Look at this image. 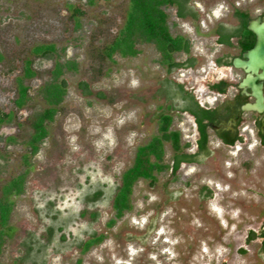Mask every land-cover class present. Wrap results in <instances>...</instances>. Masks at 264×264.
Returning a JSON list of instances; mask_svg holds the SVG:
<instances>
[{
  "label": "rangeland",
  "instance_id": "1",
  "mask_svg": "<svg viewBox=\"0 0 264 264\" xmlns=\"http://www.w3.org/2000/svg\"><path fill=\"white\" fill-rule=\"evenodd\" d=\"M128 3L0 0V111L12 113L0 123V196L9 179L28 170L24 191L11 197L8 224L14 230L5 237L0 264H78L79 259L80 264H261L256 242H243L264 208V150L252 130L251 138L232 147L210 132L202 162L182 164L175 174L167 168L153 185L140 178L132 208L113 225L108 222L121 174L133 163L137 146L158 133L159 112L172 115L170 128L194 148V123L178 110L181 100L170 81L200 95L209 76L223 73L214 59L237 51L217 44L219 24L235 25L236 9L255 16L264 10V0H190L196 16L183 18L175 6L164 7L170 32L191 41L190 53L177 52L175 59H197L193 67L171 73L152 43L138 44L134 57L104 54ZM49 43L55 52L34 53L35 46ZM27 59L35 74L23 78L29 99L17 107L18 78ZM65 60H74L77 69L62 74L67 92L32 154L26 143L30 123L48 106L39 89L55 62ZM172 155L170 142H164L163 161L171 163ZM203 186L212 190L211 197ZM99 234L104 239L81 253L83 242Z\"/></svg>",
  "mask_w": 264,
  "mask_h": 264
},
{
  "label": "trees",
  "instance_id": "2",
  "mask_svg": "<svg viewBox=\"0 0 264 264\" xmlns=\"http://www.w3.org/2000/svg\"><path fill=\"white\" fill-rule=\"evenodd\" d=\"M128 8L123 25L104 49V54L111 58L114 54L121 57H134L139 54L140 49L138 44L152 43L160 53L159 62L165 66L169 73L178 68L193 67L197 59L193 56L187 57L183 61L175 59L174 54L183 52L190 53L191 41L184 35H173L170 32L167 23V13L164 7L175 6L177 17L183 18L187 15L196 16L193 8L189 5L190 0H128ZM240 20L241 25L234 28L231 32H227L225 26L220 23L216 33L218 35L217 43H230L231 36H239L243 30V24L246 20V15L239 10L235 14ZM54 44H40L34 47L33 51L36 54H50L55 52ZM221 63L223 58H218ZM31 60L27 59L24 64V74L18 78V96L15 99V105L22 107L29 99V87L24 84L23 78H30L35 74L31 67ZM227 62V61H225ZM77 69V63L74 60H65L63 62L56 61L52 70L51 77L46 81L39 92L47 103V107L37 111L30 123L32 132L26 143L30 146V152L35 154L39 145L48 134L47 123L52 121L57 111V107L63 100L67 92L65 80L62 74L66 70ZM175 94L181 100L180 110H186L194 116L195 123L198 128L199 138L196 139L197 149L195 152L185 151L191 143H181L180 132L171 129L172 115L161 111L158 113V133L153 135L146 143L138 145L136 148L133 163L127 167L121 174L120 185L117 187L112 200V208L114 216L109 220L108 224L113 225L117 219L121 218L125 211L132 208V191L134 184L140 179L149 180L153 185L157 180V173L171 168L172 174H175L179 169L181 162L200 163L209 154L207 147L208 138L206 129L208 124L203 122L204 114L208 110L198 106L191 91L184 89L183 84L173 83ZM80 86L85 94H89L87 84L82 81ZM12 113H4L0 111V123L5 120H11ZM13 141V138H9ZM243 138L235 137L232 139L224 138L226 144H233L236 140L242 141ZM170 142L173 155L171 163H165L164 157V142ZM28 170H25L16 176H13L2 186L0 196V254L3 250L5 237L11 236L14 228L8 224L11 210L14 205L12 196H17L24 191V183ZM207 197L212 196V190L203 186ZM253 233L247 237L246 243L253 238ZM104 239L103 234L93 235L81 245V253L87 252L92 246L99 244ZM241 252L245 249L241 248ZM81 259L78 260L80 264Z\"/></svg>",
  "mask_w": 264,
  "mask_h": 264
},
{
  "label": "flooded vegetation",
  "instance_id": "3",
  "mask_svg": "<svg viewBox=\"0 0 264 264\" xmlns=\"http://www.w3.org/2000/svg\"><path fill=\"white\" fill-rule=\"evenodd\" d=\"M236 11L237 9L234 12V16L237 20L235 25L222 23L227 32H231L234 28L241 25V20L235 15ZM239 11L246 15L241 34L239 36H231L229 44L217 43L237 49L235 54L225 52L214 59L216 67L222 69L223 73L218 76H209L203 87L199 90L200 95L195 94L194 90H189L185 87L184 89L192 92L199 107L208 110L203 118V122L208 124L206 129L208 141L211 136L210 132H212L213 137L217 138L221 144L232 147L237 142L245 143L246 138H251L250 131L252 130L257 140V147L264 150V71L260 68L256 71L248 70L249 57L246 55L256 41V35L248 29V22L251 19H259L261 22L264 18V10L253 17H251L246 10ZM217 38L218 35L216 37V42ZM236 57L240 58L243 63V66L240 68L233 65V59ZM218 58H223V61L219 63L217 61ZM233 71L236 72V74L238 73V76H235ZM172 90L177 93L175 87H173ZM201 98L203 100H201ZM208 98L212 100L209 101ZM247 104L254 105L257 110H244L243 107ZM178 110L181 113H186L188 116H191L196 130V139L199 138L194 116L186 110ZM235 137L243 139L242 141L236 140L233 144H226L224 142V138L232 139ZM1 138H3L2 134H0V142ZM196 139L194 140V148L192 150L186 148L185 151H196ZM194 163L195 162H181L180 166L182 164ZM251 232L254 236L246 243V239L250 236ZM243 242L245 245L256 242V255L261 261V264H264V208L260 222L255 228H248L246 230ZM244 249V252L239 251L245 253L246 248Z\"/></svg>",
  "mask_w": 264,
  "mask_h": 264
},
{
  "label": "water",
  "instance_id": "4",
  "mask_svg": "<svg viewBox=\"0 0 264 264\" xmlns=\"http://www.w3.org/2000/svg\"><path fill=\"white\" fill-rule=\"evenodd\" d=\"M248 29L256 35V41L254 46L246 54L249 57L248 70L256 71L258 68L264 71V18L260 22L259 19H251L248 22ZM233 65L235 67H242L243 63L240 58L233 59ZM244 110L256 109L253 105H245Z\"/></svg>",
  "mask_w": 264,
  "mask_h": 264
}]
</instances>
